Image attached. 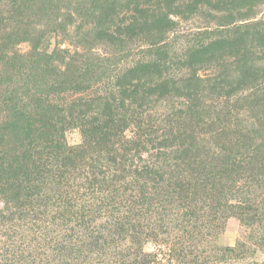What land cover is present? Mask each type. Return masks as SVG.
Segmentation results:
<instances>
[{
	"label": "rangeland",
	"instance_id": "374dc122",
	"mask_svg": "<svg viewBox=\"0 0 264 264\" xmlns=\"http://www.w3.org/2000/svg\"><path fill=\"white\" fill-rule=\"evenodd\" d=\"M6 14V30L63 50L42 81L64 105L73 101L90 120L112 107L126 116V138L141 120L156 129L129 146L133 168L182 154L192 162L147 182L150 199L125 224L104 225L77 253L24 264H264V0H0ZM65 135L70 145L82 140L77 127ZM229 154L251 160L227 183L214 170ZM209 165L213 186L203 189L194 179ZM179 172L190 176L189 194L165 196Z\"/></svg>",
	"mask_w": 264,
	"mask_h": 264
},
{
	"label": "trees",
	"instance_id": "16d2710c",
	"mask_svg": "<svg viewBox=\"0 0 264 264\" xmlns=\"http://www.w3.org/2000/svg\"><path fill=\"white\" fill-rule=\"evenodd\" d=\"M11 18L0 16V264H24L28 259L40 263L51 254L77 253L106 231L104 225L125 224L127 213L147 197V182L162 183L167 165H173L168 173L184 172L192 162L182 154L169 159L171 164L153 161L141 170L133 168L138 152H130L129 146L139 139L148 141L156 129L141 120L136 122L135 136L126 138V116L114 113L112 107L90 120L73 101L64 105L65 96L56 95L58 88L46 89L42 81L45 69H56L52 63L63 59V50L47 52L39 34L31 35L27 29L6 30L2 25ZM25 40L28 50L14 49ZM74 127L82 140L70 145L65 132ZM250 160L229 154L214 175L228 183ZM89 165L99 172L88 174L83 167ZM211 167L194 179L203 189L213 186ZM180 172L171 177L165 196L189 194L191 186L185 178L190 176ZM157 195L151 198L155 202ZM77 198L82 201L79 207ZM235 207L241 210L242 205ZM228 250L234 252L236 247Z\"/></svg>",
	"mask_w": 264,
	"mask_h": 264
}]
</instances>
